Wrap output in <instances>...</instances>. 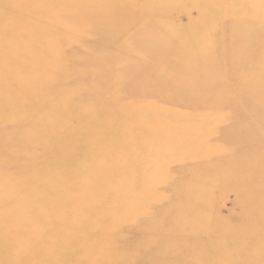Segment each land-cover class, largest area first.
<instances>
[{
	"label": "rangeland",
	"instance_id": "rangeland-1",
	"mask_svg": "<svg viewBox=\"0 0 264 264\" xmlns=\"http://www.w3.org/2000/svg\"><path fill=\"white\" fill-rule=\"evenodd\" d=\"M164 1L169 0L159 2ZM177 1L173 11L161 13L159 20L166 23L153 26L149 32L153 33L148 36L151 46L164 44L158 47L169 51L158 55L161 58L140 59L132 54L131 61L125 57L115 60L112 53L102 54L99 43L89 40L71 46L84 53L80 58L77 52L72 55L81 63L73 73L82 72L84 86H93L92 93L96 94L86 98L94 100L91 104L95 106L92 110L87 106L88 111L94 114V109H101L103 113L115 102L127 108L114 112L115 117L101 114L95 124L102 136L118 133L117 144L104 139L99 151H83L79 161L70 162V166L73 163L81 170L83 161L84 169L85 165L89 168L84 180L67 183V175L70 178L81 171L73 165L66 167L59 174L65 173V179L58 183L69 187L70 193L52 207L44 205L45 216L32 214L24 221L28 227L24 234L34 227L36 236L27 239L23 264H95V254L106 258L101 262L111 256L112 264H186L176 251L166 254L160 229L172 223L191 227L198 216L213 223L223 218L237 224L234 241L242 242L245 237L248 243L252 238L243 236L245 225L264 229L263 222L258 221L264 217V36L258 29L263 1ZM125 47L118 42L113 48ZM174 53L182 60L181 65L173 63L177 59ZM41 61L39 53H31L21 62V78L29 81L40 75L46 81L49 76L37 68ZM137 107L153 114L181 113H175L178 117L174 122L159 123L157 128L155 123L139 122L137 112L130 113ZM211 116L215 122L206 119ZM39 118L32 115L27 120ZM3 124L0 134L6 142L0 151L14 146L18 130ZM120 132L128 134L122 137ZM129 134L133 137L130 146L126 142ZM107 154L108 168L104 170L99 158ZM66 160L72 159L63 162ZM115 165L132 168L119 171ZM246 170L251 179L255 178L253 182L247 180L240 198L224 180ZM210 171L215 172L212 177L216 179L212 186L204 180L211 176L207 175ZM202 172L205 178L198 175ZM185 179H189L186 184ZM24 180L27 184L32 179ZM80 189L84 191L75 193ZM181 190L184 197L178 203ZM201 202L205 205L197 206ZM190 248V253L202 252L195 246ZM10 250L5 256L21 258ZM240 251H234L239 252L238 257H242Z\"/></svg>",
	"mask_w": 264,
	"mask_h": 264
},
{
	"label": "bare ground",
	"instance_id": "bare-ground-1",
	"mask_svg": "<svg viewBox=\"0 0 264 264\" xmlns=\"http://www.w3.org/2000/svg\"><path fill=\"white\" fill-rule=\"evenodd\" d=\"M44 1L47 3L43 4ZM159 1L0 0V94H2L0 124H6L7 129H18L13 140L14 146L0 151V252H2L0 264H23V251L25 245L27 246V239L29 241L36 236L34 227H31L32 232L24 234V228L25 230L28 228L25 227L24 221L30 219L32 214L45 216L44 205L48 203L52 207L62 196L70 193L69 187H61L58 183L65 179V173L61 176L59 174L70 166V162H78L83 151H99L104 139H111L112 143L117 144L115 139L118 133L114 135L110 132L102 136L95 124L101 114L108 113L109 117H115L114 112H123L127 107H121V102H115L114 107H107V111L103 113L101 109H94V114L88 111L87 106L90 110L95 106L91 104L94 100L89 102L86 98H93L96 94L92 93L93 86L88 88L84 86L82 72L73 73L76 64L80 66L81 63L72 59V55L78 49L72 50L71 46L82 44L86 40L97 42L100 45V52L105 54L109 51L115 60L125 57L127 61H131L132 54L148 60L150 57L167 55L169 51L165 52L163 48L158 47V45L165 47L164 44L151 46L148 36L153 34L149 33L153 26H163L166 23L159 20L161 13L164 10L173 11L177 6L174 4L175 0L161 3ZM218 1L220 3L221 0H216ZM262 1L263 4L260 6L263 16L258 29L264 36V0ZM225 15L228 16L222 13L223 17ZM118 42L126 44L125 49L114 50L113 47ZM33 52L39 53L42 58L43 62L41 61L37 68L39 73L44 72V75L49 76L46 81L42 80L39 73L33 80L26 81L21 78V68L24 67L21 62ZM77 53L78 58L84 55L81 49ZM159 57L161 58V56L156 58ZM177 57L179 56L175 54V58ZM173 63L181 65L182 60L177 58ZM89 70L92 72V67ZM169 79L173 80L172 83L179 84L178 80ZM126 112L128 114L137 112L136 114L140 115V118H137L139 122L144 120L152 122L157 128L159 123L174 122L178 117L175 113H181L175 110L172 111L173 115L169 114L171 112L153 114L143 109L139 110V107L137 110L131 109L130 113L128 110ZM32 115H40L41 118L27 120ZM206 119L215 122L212 116ZM24 128L36 129L22 132L21 129ZM128 133L120 132L122 137ZM91 135H95L94 140L90 138ZM2 138L4 137L0 134V146L6 142H3ZM126 142L128 146L132 144L133 137L130 134ZM124 150L132 153L129 148ZM101 156L99 159H103L102 166L106 170L109 154ZM68 157L72 160L63 162V159ZM83 166L84 162L81 161V170L77 168L81 172L71 175L70 178L67 175L66 182L84 180V172L89 168L85 165L87 169H84ZM116 167L119 171L122 169L130 171L132 168L128 165ZM210 172L207 175L211 176L207 178L203 172L198 173L205 178L208 186L216 183V179L212 177L215 172ZM191 174L195 175V172L191 170ZM27 177L32 180L26 184L24 179ZM254 178L251 179L250 172L246 170L238 177L224 180V183L241 198L244 184L248 179L253 182ZM188 180H184L185 184ZM81 190L84 191L80 189L75 193H80ZM182 190L177 193L178 203L180 197H184ZM202 203H198L197 206H204ZM32 205L35 207L32 208ZM258 221L263 222L264 228L263 215ZM207 222L211 224L206 225ZM191 224V227L186 228L172 223L169 228L160 229L162 239L166 240L164 246L166 254L176 251V256L186 264H264V229L245 225L243 236L252 238L248 243L245 237L240 239L242 242L234 241L236 238L233 232L237 231V224L223 218L213 223L198 216ZM192 246L202 252L190 253ZM9 249L16 256L20 254L21 258L18 257L16 260L13 256H5L4 253ZM237 250H242L240 251L243 252L242 257L237 256L239 252H234ZM106 255L108 256L107 253ZM95 258L97 260L95 264H112L109 260L111 256L102 262L101 260L106 258L100 259V254H95ZM124 264L133 263L129 261Z\"/></svg>",
	"mask_w": 264,
	"mask_h": 264
}]
</instances>
